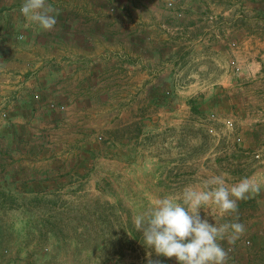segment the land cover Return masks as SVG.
Returning a JSON list of instances; mask_svg holds the SVG:
<instances>
[{"label": "rangeland", "instance_id": "rangeland-1", "mask_svg": "<svg viewBox=\"0 0 264 264\" xmlns=\"http://www.w3.org/2000/svg\"><path fill=\"white\" fill-rule=\"evenodd\" d=\"M46 3L56 9L57 21L47 31L16 8L15 25L26 26L27 42L45 33L50 41L68 42L78 33L83 42H117L129 53L135 43L144 59L154 60L148 69L155 76L139 91L132 65L114 60L104 73L105 93L66 89L70 93L43 97L50 109H71L75 124L43 129L47 134L39 132L37 143L29 137L37 129H25L31 143L26 150L68 154L51 164L64 173L78 172V186L46 196L0 191V264H148L149 250L134 217L158 199L179 200L185 187L203 190L207 180L221 175L228 187L248 177L261 190L238 201L236 213L213 219L201 209L199 215L213 225L238 217L245 226L234 244L219 241L228 251L226 264H264V0ZM60 14L66 15L63 23ZM18 33L16 41L23 43ZM204 33L206 43L200 45ZM54 66L45 65V71ZM70 72L67 65L63 73ZM31 73L36 76V69ZM17 99L4 102L6 121ZM4 122L0 119V130ZM152 259L178 264L154 251Z\"/></svg>", "mask_w": 264, "mask_h": 264}, {"label": "crops", "instance_id": "crops-1", "mask_svg": "<svg viewBox=\"0 0 264 264\" xmlns=\"http://www.w3.org/2000/svg\"><path fill=\"white\" fill-rule=\"evenodd\" d=\"M22 3L16 0H0V110L6 100L18 98L9 107L8 120L4 122L5 127L0 130V182L5 181L0 183V191L46 196L62 192L65 187L69 189L77 187L78 182L75 180H78L79 173L71 171L64 173L59 169L55 170L51 164L52 161L65 159L68 154L39 151L43 147L34 151L26 150V145L31 143L26 139L25 129L31 127L37 129L34 130L36 132L34 136H29L34 141L32 143H37L35 141H38L39 137L35 136L39 132L47 134V130L43 129L54 125L65 127L66 124L71 126L75 124L74 112L70 111L71 109L65 108V112L50 109L51 104L46 102V105L43 97L51 93H70L65 91L66 89L73 90V93L78 95L105 93L109 89L104 74L107 73V66L114 60L119 62L124 59H126L124 66L132 65L128 68L133 71L134 88L138 87L140 91L142 82L147 79L151 81L155 76L152 70L148 69V66H154V60L152 57L149 60L144 59L146 57H143L142 51L135 43L133 52L129 53L125 45L117 42L109 43L95 38H92V41L88 38L89 43L83 42L78 39V33H75L68 42L61 39L50 41L47 33L27 42L23 33L26 26L22 23L15 25L16 8ZM65 16L59 15L62 23ZM70 18L73 19L72 15ZM74 21L77 19L74 18ZM35 27L41 30L36 24ZM18 31V35L25 37V44L16 41L14 33ZM212 32L214 33V30ZM206 38L205 33L202 34L197 43L204 45ZM249 56L251 58L253 53ZM49 63L55 65L53 71H45L44 66ZM67 65L71 69L69 74L63 73ZM32 66L34 67L30 69ZM34 69L36 76L31 73ZM81 72L84 73L82 77ZM50 112L59 114V118L50 117L48 114ZM63 140L61 138L60 142ZM51 146L52 144L48 147ZM35 162H39L42 167L33 169ZM43 200L45 201L44 197Z\"/></svg>", "mask_w": 264, "mask_h": 264}, {"label": "clouds", "instance_id": "clouds-1", "mask_svg": "<svg viewBox=\"0 0 264 264\" xmlns=\"http://www.w3.org/2000/svg\"><path fill=\"white\" fill-rule=\"evenodd\" d=\"M171 7V5H169ZM21 14L43 30H51L56 24V9L46 0H23ZM260 184L245 177L230 187L223 176H214L205 182L203 190L191 186L184 188L179 200L164 197L144 214L134 217V227L142 233L148 264H159L157 257L174 258L178 264H226L228 251L219 243L227 240L234 244L245 232L238 222L210 224L201 219L203 209L213 219L237 212L238 201L259 194Z\"/></svg>", "mask_w": 264, "mask_h": 264}, {"label": "built area", "instance_id": "built-area-1", "mask_svg": "<svg viewBox=\"0 0 264 264\" xmlns=\"http://www.w3.org/2000/svg\"><path fill=\"white\" fill-rule=\"evenodd\" d=\"M230 66H231V68L233 69V70H235V71H238V67H236V65H235V61H230ZM0 119L1 120H3V121H6V119H7V114H6V112L5 111H2V110H0ZM231 123L230 122H227V126L228 127H231ZM248 244V243H247ZM8 254V252L6 251V250H4V251H2V256H6Z\"/></svg>", "mask_w": 264, "mask_h": 264}]
</instances>
